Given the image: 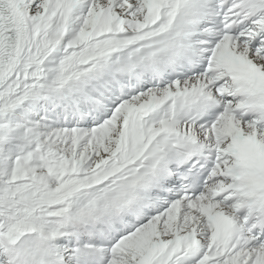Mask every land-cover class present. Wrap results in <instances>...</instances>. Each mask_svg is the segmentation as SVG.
<instances>
[{
	"label": "snow or ice",
	"instance_id": "snow-or-ice-1",
	"mask_svg": "<svg viewBox=\"0 0 264 264\" xmlns=\"http://www.w3.org/2000/svg\"><path fill=\"white\" fill-rule=\"evenodd\" d=\"M0 264H264V0H0Z\"/></svg>",
	"mask_w": 264,
	"mask_h": 264
}]
</instances>
